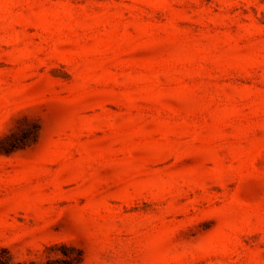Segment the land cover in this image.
<instances>
[{"label": "rangeland", "instance_id": "374dc122", "mask_svg": "<svg viewBox=\"0 0 264 264\" xmlns=\"http://www.w3.org/2000/svg\"><path fill=\"white\" fill-rule=\"evenodd\" d=\"M0 264H264V0H0Z\"/></svg>", "mask_w": 264, "mask_h": 264}]
</instances>
